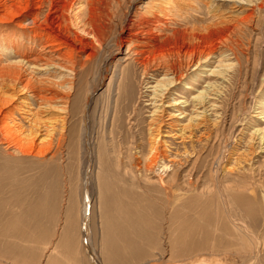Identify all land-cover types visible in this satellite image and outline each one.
<instances>
[{"label":"rangeland","instance_id":"rangeland-1","mask_svg":"<svg viewBox=\"0 0 264 264\" xmlns=\"http://www.w3.org/2000/svg\"><path fill=\"white\" fill-rule=\"evenodd\" d=\"M105 1L110 14L106 24L111 25L86 73L79 71L78 96L72 102L66 141L57 150L56 137L55 150L46 158L12 155L0 143V264H264V153L260 145L254 144L257 154L242 160L234 173L223 172L221 183L228 190L223 189V193L215 188L222 172L216 178L217 162L213 163L216 155L223 154L220 167L233 165L235 153L249 148L246 143L251 133L264 127L252 116L264 109V9L255 10L251 25L241 24L236 31L241 44L232 60L234 64L239 60L241 72L234 83H224L221 117L211 139L194 143V148L185 145L199 156V170H191L196 159L192 158L178 181L193 190L185 196L191 208L131 211L117 207L119 197L123 198L113 194L112 187L117 162L122 159L120 145L127 152L135 136L146 147V98L138 100L136 118H130L131 112L122 115V102L128 99L123 97L125 87H121L124 74L138 77L141 72L130 60L125 61L126 47L117 51L114 43L124 22L123 37L128 34L129 19L139 22L149 16L155 2L162 5L165 1ZM189 1L196 5L197 0ZM201 1L220 5L222 12L216 13L217 19L234 15L228 0ZM94 3L104 10L97 0ZM74 9L72 16L78 11L77 6ZM211 11L202 7L191 13L196 19H190L203 26L210 22ZM209 81H202L196 91ZM143 88L137 87V93L144 92ZM178 90L188 98L198 93L184 90L182 85ZM84 115L88 117L86 149L81 141ZM15 116L19 118L20 113ZM176 149L184 151L183 146ZM175 170L177 167L167 171L158 168L152 179L169 181ZM234 185L244 188L230 190ZM85 202L87 236L83 230Z\"/></svg>","mask_w":264,"mask_h":264},{"label":"bare ground","instance_id":"bare-ground-1","mask_svg":"<svg viewBox=\"0 0 264 264\" xmlns=\"http://www.w3.org/2000/svg\"><path fill=\"white\" fill-rule=\"evenodd\" d=\"M103 1L106 2L97 0L104 8L101 12L94 0H0V143L9 154L46 158L55 150L56 137L57 150L66 141L72 102L78 96L79 71L86 73V67L104 43V34L111 25L106 24L110 14ZM164 1L162 5L155 2L156 7H150L145 19L141 18L139 22L129 19L131 25L126 27L129 31L123 37L124 22L115 38L117 51L126 47L125 61L130 60L141 72L138 77L124 74L121 87H125L123 97L128 99L123 101L126 104L122 102V115L131 112L130 118H136L138 100L146 98L147 119L146 147L133 135L130 150L124 152L120 145L122 159L117 162L112 187L113 194L123 198L120 200L119 197L117 204L120 209L174 212L191 208L189 197H185L191 189L180 186L178 181L179 177L183 179L182 170L192 158L196 159L191 170L196 173L199 156L185 145L194 148V143L211 139L212 131L217 127L216 120L221 117L224 83H234V78L241 72L239 60L236 59L237 64L232 60L241 44L236 31L241 24L251 25L255 10L264 9V0H228L233 3L230 5L234 15L217 19L216 13L222 12L220 5L214 7L201 0L195 1L196 5L189 0L188 3L185 0ZM76 6L78 11L72 16ZM130 7L131 3L127 10ZM202 7L213 12L209 13L210 22L203 26L190 19L191 16L196 19L191 13H198ZM243 12L251 13L239 15ZM124 17L126 20L127 12ZM205 79L210 81L202 90L196 91ZM142 85L144 92L137 93V87ZM181 85L184 90L198 93L190 98L188 95L182 97L178 93ZM31 104L34 108L30 110ZM16 112L20 113L19 118L15 116ZM256 113L252 116L264 124V109ZM83 118L81 141L86 149L89 146L85 139L88 117L84 115ZM246 144L249 148L236 152L231 166L220 167L223 154L214 158L216 178L219 171L222 172L219 183L214 185L220 192L226 189L221 183L223 172L234 173L242 160L257 154L254 144L260 145L264 153V127L254 130ZM180 146H183V152L177 151ZM172 147H176L175 152L171 151ZM172 167L177 170L169 181L164 182L161 177L156 181L152 179L158 168L167 171ZM86 206L87 202L83 206V230L87 236ZM89 253L92 252L89 250Z\"/></svg>","mask_w":264,"mask_h":264}]
</instances>
